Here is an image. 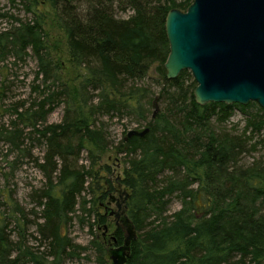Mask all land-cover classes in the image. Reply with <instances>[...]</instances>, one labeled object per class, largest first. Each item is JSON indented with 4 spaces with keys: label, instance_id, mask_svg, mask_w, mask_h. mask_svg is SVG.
I'll use <instances>...</instances> for the list:
<instances>
[{
    "label": "trees",
    "instance_id": "obj_1",
    "mask_svg": "<svg viewBox=\"0 0 264 264\" xmlns=\"http://www.w3.org/2000/svg\"><path fill=\"white\" fill-rule=\"evenodd\" d=\"M191 2L19 0L32 19L16 20L17 27L0 34V60L23 61L31 52L38 96L27 107L13 108L12 119L0 128V142L16 155L10 166L32 159L44 178L36 192L43 207L37 229L46 249L28 245L23 209L11 198H0V264H63L79 258L86 247L76 246L66 234L69 215L79 199L84 221L92 215L96 220L88 224L89 231L105 225L107 215L99 210L115 185L129 195L121 219L126 231L116 229L117 244L111 241L113 247L124 246V254L102 236L92 239L95 264H108L111 254H120L118 264H264V159L247 169L231 168L240 144L227 134L216 135L211 125L212 117L228 121L234 107L247 115L257 107L245 128L264 133V116H259L264 110L255 103L199 106L193 98L195 82L184 85L187 71L172 81L165 78V17L172 9L185 11ZM125 7L132 14L117 17L116 9ZM151 71L162 86L157 97L148 83ZM154 100L161 108L152 117ZM59 106L61 121L47 123ZM104 119L145 124L150 132L127 137L125 128L115 142ZM26 140L43 146L41 158L33 159ZM261 145L264 150V138ZM107 151L123 163L114 181L110 167L101 166ZM172 197L181 209L168 221L164 214Z\"/></svg>",
    "mask_w": 264,
    "mask_h": 264
},
{
    "label": "rangeland",
    "instance_id": "obj_2",
    "mask_svg": "<svg viewBox=\"0 0 264 264\" xmlns=\"http://www.w3.org/2000/svg\"><path fill=\"white\" fill-rule=\"evenodd\" d=\"M132 14L129 7H125L124 10L116 9V16L119 18H127ZM32 19L30 14H26L22 7L20 6L19 0H0V34L11 30L13 27H17L18 21L26 22ZM54 30H51V36L54 34ZM58 45V44H57ZM58 58L62 60L63 63L66 62L64 54L58 52ZM37 71L36 61L28 51V56L25 60H17L13 57H6L0 60V128L7 126L9 121L12 119V110L16 105L23 104L24 107L29 106L31 102L37 98V93L33 91V87L38 84L35 79V72ZM190 74V72L187 71ZM155 81L157 78L153 71H151V79L148 80L149 86L154 93V97H157L162 89V86L156 85ZM184 85H190L193 82V78L187 76L183 80ZM160 103L156 104V108L152 107L150 112L153 113L155 110L160 111ZM257 107H253L248 110V115L243 113L237 107L233 108V113L231 118L224 122L219 123L215 120V117L211 119V125L216 135L227 134L229 137L236 138L237 142L240 144L239 149H237L238 155L236 162L231 164V168L247 169L254 167L259 161L264 159V150L262 148L261 142L264 138V133H250L248 129L245 128V120L248 116L256 115ZM63 115V107L59 106L54 109L47 116V123H59ZM259 116H264V113H259ZM151 118V116L149 117ZM107 132L110 134L111 139L117 142L122 138V132L126 128L127 131L130 130H142L145 128V124L135 125L133 123H128L127 121L117 122L116 120L109 121L104 119ZM124 125V126H123ZM25 144L27 147L32 149L33 159L41 158L43 154V146L37 143L35 140H26ZM8 146L0 142V198H11V200L23 209L25 213V218L27 219V243L29 246L34 248H39L40 250L46 249V242L42 239L41 235L38 233L37 224H42L43 220L40 215L43 207H40L37 202V191L40 190L44 185V178L40 173L39 169L35 165L32 159H22L19 160L15 167L10 166L9 163L14 160L15 154L8 152ZM86 155L81 154V161L85 163ZM120 156L116 155L114 151H107L101 158V166H109L112 175L110 178L114 181L118 176H121L123 163L120 161ZM120 163V165H119ZM106 178L107 176L104 175ZM114 184V183H113ZM115 187L124 191L123 187ZM90 198L91 194H82V197ZM78 199V203H79ZM75 206V213L69 215L70 220L67 223L66 234L69 239L76 246L86 247L79 258L66 260L63 264H95V254L93 248L89 246L92 239H97L101 241V236L103 233V226L100 228H95L94 225L93 232L91 233L88 224H94L95 217L92 215L90 218L85 217L81 212L79 204ZM260 212L264 214V204L260 205ZM109 208L116 212L115 205L110 204ZM5 212V207L2 208ZM181 209V203L176 197H172L168 205L167 211L165 212V217L167 220H172V215ZM101 214H105L104 210H99ZM81 218L84 223L81 222ZM119 221L115 220L113 217L107 218V226L109 229L107 238L104 240L110 244V248H113L112 238L113 232L115 230V223ZM10 223L9 229L14 230L13 221H8ZM105 224V225H106ZM132 235V234H131ZM12 240H16V235L12 233ZM128 239V238H127ZM120 254L107 255L108 264H118ZM113 257L116 263L112 260Z\"/></svg>",
    "mask_w": 264,
    "mask_h": 264
},
{
    "label": "water",
    "instance_id": "obj_3",
    "mask_svg": "<svg viewBox=\"0 0 264 264\" xmlns=\"http://www.w3.org/2000/svg\"><path fill=\"white\" fill-rule=\"evenodd\" d=\"M164 29L169 47L165 78L190 72L197 105L255 103L264 110V0H192L185 11L167 13ZM149 132V127L130 130L127 137ZM120 192L124 204L129 195Z\"/></svg>",
    "mask_w": 264,
    "mask_h": 264
},
{
    "label": "flooded vegetation",
    "instance_id": "obj_4",
    "mask_svg": "<svg viewBox=\"0 0 264 264\" xmlns=\"http://www.w3.org/2000/svg\"><path fill=\"white\" fill-rule=\"evenodd\" d=\"M111 198H112V199H111ZM123 198H124V195L120 192V190L116 189L114 193H112V194L109 195V200L106 202V205H105V207L103 208V210H104L105 215H107V218H108V217H113L115 220H118V219H119V221H118L117 223H115V224H116V225H115V230H116V229H121V230H125V231H126L125 227L122 226V221H121V219L124 217V215H125V213H126L125 203L122 204V199H123ZM110 204H114V205H115L116 212H114L113 210H111V209L109 208V205H110ZM118 204L120 205V209L117 208V205H118ZM123 212H124V213H123ZM103 229H104V231H103V233H102V238H103V239H106V238H107V235H110V234H108L109 229H108L107 224L104 225ZM115 230H114V231H115ZM126 235H128L127 232H126ZM109 237L112 238V236H109ZM113 237H114V236H113ZM114 238H115V237H114ZM113 241H114V240H113ZM113 243H114V244H117L116 239H115V241H114ZM123 248H124L123 246H117V247H113L112 249H113L116 253L122 251V253L124 254V252H123V250H122ZM116 249H119V250L116 251Z\"/></svg>",
    "mask_w": 264,
    "mask_h": 264
}]
</instances>
